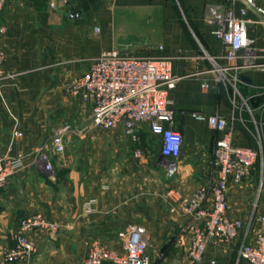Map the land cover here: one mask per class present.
I'll return each mask as SVG.
<instances>
[{"label": "crops", "instance_id": "obj_1", "mask_svg": "<svg viewBox=\"0 0 264 264\" xmlns=\"http://www.w3.org/2000/svg\"><path fill=\"white\" fill-rule=\"evenodd\" d=\"M225 5L226 0H4L0 48L4 69L12 76L0 83V157L9 153L12 132L20 130L24 163L0 198V264H8L3 251L14 245L19 220L34 214L56 223L58 230L27 233L36 246L28 264H83L93 243L120 251L121 234L130 225L146 230L151 264L185 263L190 241L184 228L189 222L202 227V220L187 215L182 202L215 178L212 159L219 136L191 113L222 116L236 145L257 147L255 119L232 107L230 93L215 82L209 62L198 53L194 33L210 55L221 51L203 15L208 6ZM247 18L248 36L264 48L257 15L248 10ZM109 51L166 57L173 75L186 76L169 95L174 109L170 127L182 138L175 177L168 178L158 164V138L147 125L139 127L136 141L121 129H92V105L64 95L69 78L85 73ZM257 62L264 64V57ZM239 76L248 83L242 89L264 84V66L243 69ZM258 96L262 94L253 97ZM262 126L264 139V115ZM59 130L65 131L62 154L51 149ZM42 148L50 154L48 172L37 162ZM137 150L141 157L134 156ZM263 181L264 173L254 168L248 179L230 186L229 219L246 223L253 217L254 229L260 228ZM169 189L178 198H167ZM251 239L252 231L244 228L229 246L210 244L195 264H247L237 258V250Z\"/></svg>", "mask_w": 264, "mask_h": 264}, {"label": "built area", "instance_id": "obj_2", "mask_svg": "<svg viewBox=\"0 0 264 264\" xmlns=\"http://www.w3.org/2000/svg\"><path fill=\"white\" fill-rule=\"evenodd\" d=\"M239 1L243 6L237 8ZM3 3L4 0H0V12ZM248 10L257 15L258 23L264 28V0H226L223 8L208 6L203 15L204 24L211 28L212 35L222 45L218 54L205 55V59L211 66L215 82L230 93L232 107L239 110L243 109L236 101L239 96L236 89V83H240L239 73L246 68L264 66L257 62L258 58L264 57V48L257 47L248 36L247 29L251 23L247 18ZM4 32L0 27V35ZM4 63L5 54L0 48V83L12 76L5 71ZM185 77L172 74L171 62L166 57L109 51L95 58L85 73L69 78L62 90L64 95L79 96L92 105V129H121L132 141H136L139 127L147 125L150 133L158 138V164L168 178H173L178 174L182 138L170 127L174 109L169 95ZM201 88L207 89L208 84L201 83ZM248 114L254 122L253 115ZM191 117L206 123L219 136L212 159L215 178L209 185L197 187L182 202V209L187 215L202 220V227L189 222L184 228L190 241L184 264L200 262L210 244L229 246L244 228L252 231V239L238 248L237 258L247 264H264V215L257 217L260 226L257 230L253 227V217L246 223L227 217L230 186L248 179L254 168L261 176L264 173V145L259 133L256 130L254 136L256 148L238 146L222 116L191 113ZM64 137L65 131L62 130L52 137L51 149L56 154L64 151ZM22 138L23 133L14 130L9 153L0 157V198L9 178L23 169ZM134 156L141 157L142 152L137 150ZM37 162L44 171H51L47 149L38 151ZM165 196L178 198V193L169 189ZM91 205L92 201L85 205L86 212L91 210ZM37 230L55 233L58 225L39 214L21 218L12 237L14 245L4 249L3 260L8 264H28L36 253V246L27 233ZM120 243V251L93 243L83 264H151L146 252L149 239L142 226H128L121 234Z\"/></svg>", "mask_w": 264, "mask_h": 264}, {"label": "rangeland", "instance_id": "obj_3", "mask_svg": "<svg viewBox=\"0 0 264 264\" xmlns=\"http://www.w3.org/2000/svg\"><path fill=\"white\" fill-rule=\"evenodd\" d=\"M95 33L97 32L95 31ZM194 34L199 41L198 53H200L205 58V55H210L209 50L207 49L206 44L202 41V39H200V37L196 33ZM221 49H222V45H221ZM238 80L240 81V83L239 82L236 83V89L238 91L239 96H237L236 101L240 107H243L244 110L250 112L254 116V119L256 121V130L259 133L262 145H264V139L263 136L261 135V128L263 127L262 122H263L264 108L260 107L261 104L264 102V84H255V85L252 84L249 86H245V88L242 89L243 87L242 85H245L247 83V80L244 79L243 77H240L239 75H238ZM258 92H260L262 96L253 97ZM262 187H264V181H263V185H261V188Z\"/></svg>", "mask_w": 264, "mask_h": 264}]
</instances>
